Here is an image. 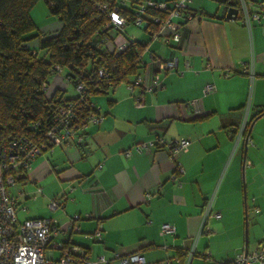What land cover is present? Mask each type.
<instances>
[{"label":"crops","instance_id":"crops-1","mask_svg":"<svg viewBox=\"0 0 264 264\" xmlns=\"http://www.w3.org/2000/svg\"><path fill=\"white\" fill-rule=\"evenodd\" d=\"M251 2L256 11L264 0ZM189 5L180 42L163 36L148 42L153 54L175 56L176 69L161 74L163 85L145 92L143 106L133 104L126 85L117 92L119 84L108 87L106 102L95 101L104 92L92 94L103 108L102 120L89 124L74 144L37 155L10 186L16 206L32 197L19 220L55 218L64 229L56 239L84 246L91 258L103 254L108 264H122L114 252H139L147 263L235 264L243 250L264 244V113L243 135L244 122L264 108V16L247 28L225 15L229 6L220 0ZM247 62L249 75L242 70ZM225 69L229 75L222 74ZM209 82L215 89L203 95ZM61 87L62 77L51 75L48 92L61 94ZM192 99H198L197 109L188 104ZM202 113L207 115L196 117ZM157 133L190 143L173 158L164 147L124 156L122 151ZM52 198L61 202L50 211ZM207 201L220 212L207 220L208 231L200 230ZM74 214L78 230L67 231ZM163 222L174 231L161 232ZM98 226L101 239L90 238ZM190 248L194 254L187 260ZM179 251L187 253L184 262Z\"/></svg>","mask_w":264,"mask_h":264},{"label":"built area","instance_id":"built-area-1","mask_svg":"<svg viewBox=\"0 0 264 264\" xmlns=\"http://www.w3.org/2000/svg\"><path fill=\"white\" fill-rule=\"evenodd\" d=\"M192 0H96L95 5L99 14L104 13L106 19L104 28L122 31L126 24L141 26L149 31L152 39L163 36L165 41L179 42L182 34V22L179 19L190 18V3ZM252 0H238L235 18L250 28L251 20H259L264 16V3L260 9L252 11L250 6ZM121 33V32H120ZM122 35V33H121ZM105 37V36H104ZM106 39V37H105ZM104 40L102 38L101 42ZM133 38L126 37L116 47V53L126 48ZM147 49V48H146ZM148 50V49H147ZM145 61L144 70L132 81L125 85L135 106H143L144 94L154 91L163 85L162 73L176 69L177 59L175 56L159 57L151 55ZM141 56H143L141 54ZM186 65H188L186 63ZM93 75L97 80L109 76L108 71L102 64H96ZM244 72L252 73V63L243 65ZM53 74L62 76V93L58 99L48 98V123L45 131V143H39L20 136H10L0 141V264H108L110 259L100 254L91 258L84 246L69 241L56 239V236L64 231L52 217H31L19 220L16 213V198L10 195V186L18 176L26 175L34 158L44 151L51 150L54 146L74 144L83 139L85 129L91 123L102 120L104 113L97 109L95 103L90 100L89 86L83 78L81 70H72L68 66L54 64L51 68ZM224 76L230 74L229 69L222 71ZM71 84L75 93L72 96L64 94V85ZM213 83H206L202 94L206 95L213 91ZM41 89L48 91L47 82H42ZM198 99L188 102L195 109L198 108ZM190 139L173 138L163 139L161 135L146 141H140L125 149L124 156H130L132 152L143 153L153 148L164 147L170 158L175 157L180 151L188 147ZM102 163L96 164L101 168ZM181 171L182 168H179ZM64 194L61 199H65ZM59 198L49 200V207L55 209L60 205ZM211 202L204 205L201 217L200 230H209L207 220L210 217L219 218V210L211 209ZM79 218L74 214L67 231H77L73 220ZM161 232H172L174 226L163 222L160 226ZM90 238L100 240L102 228L97 227ZM55 251L58 255L55 256ZM194 254L193 248L188 252L187 260ZM122 264H170L169 260L147 263L142 253H130L120 255L112 254ZM235 264H252L259 262L264 264V244H260L252 251L243 250L234 260Z\"/></svg>","mask_w":264,"mask_h":264},{"label":"trees","instance_id":"trees-1","mask_svg":"<svg viewBox=\"0 0 264 264\" xmlns=\"http://www.w3.org/2000/svg\"><path fill=\"white\" fill-rule=\"evenodd\" d=\"M36 1L0 0V141L20 136L39 143L46 142L47 97L56 100L60 93L58 89L50 93L42 90L41 84L44 81L49 84L51 75L61 76L51 72L54 64L81 70L93 101L91 96L95 92L105 93L108 87L121 82L126 84L143 72L145 61L141 54L148 49L147 42L153 40L148 31V41L133 38V42L116 53L118 43L128 36L124 29L120 31L121 35L119 30L109 32V28H104L106 17L96 9V0H45L50 11L58 16L60 27L50 34L34 32L30 10ZM220 2L226 7L238 6V0ZM183 20L179 19L180 22ZM35 44L45 50V54L39 55ZM47 55L48 58L45 57ZM151 55L155 54L151 52ZM96 64L105 67L109 73L107 78L97 80L93 75ZM262 113L264 108L244 122L243 135ZM205 115L202 113L196 117ZM18 177L16 180L22 179ZM177 256L180 262H184L187 253L179 251Z\"/></svg>","mask_w":264,"mask_h":264},{"label":"rangeland","instance_id":"rangeland-1","mask_svg":"<svg viewBox=\"0 0 264 264\" xmlns=\"http://www.w3.org/2000/svg\"><path fill=\"white\" fill-rule=\"evenodd\" d=\"M207 1L209 2V4L215 2V0H207ZM30 16H31L33 23H34V29H35L34 32L43 31L46 34H50V33H53L56 31L55 30L56 27H57V29H59V27H60V21L58 19V16L53 14L50 11L49 6L45 2V0H37L34 3V5L32 6V8L30 10ZM123 32H125V34L130 38L142 39L145 41H147L149 39L148 31H145L143 29V27H141V26H136V25L131 24V23L125 25ZM34 48L38 51V54L41 56L43 54H45V52H46L45 50L41 49L37 44L34 45ZM149 49L150 48H149V43H148V50L146 49V51L142 54L143 58L149 59V55H148ZM45 57L48 58V55ZM124 86H125L124 82H121L119 84V86L116 88V92L118 90H124L125 91ZM74 93H75V90L71 84H65L64 85V94L66 96H72ZM98 95H101V96H97V98H95L96 99L95 101L96 102L100 101L102 103V102H106V99L108 97H110V95H112V92L109 91V92L101 93ZM100 102H98V103H100ZM94 105H96V104H94ZM96 107L98 108L99 106L96 105ZM99 109H100V111L103 110V108H100V107H99ZM31 199H32V197H31ZM31 199H26L24 202H21V204H18L16 206V212H17L18 219L24 218L20 215V209H25V207H26V209H28V207H30L29 205L31 203V201H30ZM48 203H49V201H48ZM18 206H19V209L17 208ZM48 208L50 211L54 210V209H51L49 207V205H48ZM57 253L58 252L55 251V256L58 255Z\"/></svg>","mask_w":264,"mask_h":264},{"label":"water","instance_id":"water-1","mask_svg":"<svg viewBox=\"0 0 264 264\" xmlns=\"http://www.w3.org/2000/svg\"><path fill=\"white\" fill-rule=\"evenodd\" d=\"M237 13V8L235 6H229L227 8V13L225 14L228 18L234 19L235 14Z\"/></svg>","mask_w":264,"mask_h":264}]
</instances>
